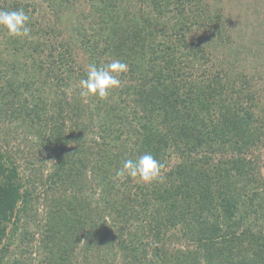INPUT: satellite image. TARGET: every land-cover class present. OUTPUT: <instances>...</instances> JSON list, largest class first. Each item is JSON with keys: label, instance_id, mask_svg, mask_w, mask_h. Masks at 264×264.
<instances>
[{"label": "trees", "instance_id": "16d2710c", "mask_svg": "<svg viewBox=\"0 0 264 264\" xmlns=\"http://www.w3.org/2000/svg\"><path fill=\"white\" fill-rule=\"evenodd\" d=\"M42 1L45 26L34 2L0 1L31 29L0 27V264H264V102L214 63L221 1ZM114 59L120 86L82 96ZM145 153L160 179L116 178Z\"/></svg>", "mask_w": 264, "mask_h": 264}, {"label": "rangeland", "instance_id": "374dc122", "mask_svg": "<svg viewBox=\"0 0 264 264\" xmlns=\"http://www.w3.org/2000/svg\"><path fill=\"white\" fill-rule=\"evenodd\" d=\"M22 1H31L36 4L38 11H36L37 9L34 11V16L38 18L43 26L52 22L50 19L52 15L49 8L47 12H44V8H47L44 1ZM220 1L219 5L223 8V13L229 23V28L226 29V34L224 35L225 39L222 40L224 42L227 40V44H221L222 41H220L219 44L216 45V48H214V63H218L220 66L219 62L225 58L228 62H232L233 64L236 62L237 67L239 66L240 69H246L249 75L254 78L257 93L260 94L262 102H264V0ZM23 144L25 148H28L25 143ZM19 146L20 144H16L15 141L8 149L15 151ZM22 149H24L23 146ZM41 151L44 154L49 152L46 157L40 154L43 155V158H47L45 159L47 161L46 164L48 168H50L51 162L55 160L49 157L50 155L52 157L54 153L44 148ZM63 151L65 152V150ZM27 158H29V156L25 155L24 158L18 160L19 162L25 163V159L27 160ZM31 256L33 258V264H38L39 259H43L42 257L44 254L35 251L32 252Z\"/></svg>", "mask_w": 264, "mask_h": 264}, {"label": "clouds", "instance_id": "9594fccd", "mask_svg": "<svg viewBox=\"0 0 264 264\" xmlns=\"http://www.w3.org/2000/svg\"><path fill=\"white\" fill-rule=\"evenodd\" d=\"M29 24L30 17L23 9L0 10V27L6 29L12 37H29L31 32ZM127 71V64L119 59H114L100 67L95 63L90 64L86 78L79 82L81 95L107 99L111 91L120 86L119 76ZM162 167L158 159L150 153H145L138 158L124 160L115 175L116 178L138 177L145 183H152L161 178Z\"/></svg>", "mask_w": 264, "mask_h": 264}]
</instances>
